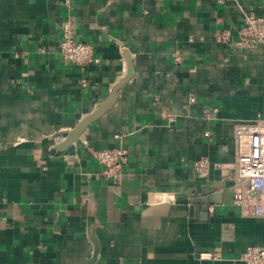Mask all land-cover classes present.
I'll use <instances>...</instances> for the list:
<instances>
[{
    "label": "crops",
    "instance_id": "0c3cea01",
    "mask_svg": "<svg viewBox=\"0 0 264 264\" xmlns=\"http://www.w3.org/2000/svg\"><path fill=\"white\" fill-rule=\"evenodd\" d=\"M70 4L0 0V264H245L247 247L264 248V216L233 203L249 194L234 128L264 120V44L215 35L236 40L264 0ZM68 20L92 46L84 68L58 54ZM129 71L114 104L60 147ZM111 149L126 151L118 183L92 156ZM201 156L207 179L192 167Z\"/></svg>",
    "mask_w": 264,
    "mask_h": 264
},
{
    "label": "built area",
    "instance_id": "2783aa9c",
    "mask_svg": "<svg viewBox=\"0 0 264 264\" xmlns=\"http://www.w3.org/2000/svg\"><path fill=\"white\" fill-rule=\"evenodd\" d=\"M225 0H216L222 3ZM64 5L71 7L70 0H63ZM215 41L221 44H231L242 47H255L264 44V15L254 12L246 13L243 23L237 32V39L228 31L215 35ZM58 54L62 61L79 68H84L94 62L93 49L88 43L78 41L71 22L65 21L61 26V38L57 45ZM179 56L175 55V61ZM85 85V81H81ZM193 101V97H189ZM208 137L207 132L204 133ZM235 137V180L248 187L246 195L237 189L233 195V203L239 207L245 218H259L264 216V120H258L252 125H238L234 128ZM93 158L100 166L101 174L112 179L114 183L121 180V169L126 151L111 149L95 151ZM199 179H207L210 173V162L201 156L192 164ZM201 259L217 260V252L201 254ZM245 264H264V248L259 246L247 247L240 257Z\"/></svg>",
    "mask_w": 264,
    "mask_h": 264
},
{
    "label": "water",
    "instance_id": "95a60500",
    "mask_svg": "<svg viewBox=\"0 0 264 264\" xmlns=\"http://www.w3.org/2000/svg\"><path fill=\"white\" fill-rule=\"evenodd\" d=\"M130 78V71L127 73L126 77L117 83L106 100L102 103H100L95 111H93L90 115H88L86 118H84L64 139L63 143L60 145V147L65 148L68 145H70L73 141H75L78 136L81 134V132L94 120L99 118L104 112H106L115 102L116 100V94L119 88L126 83V81ZM200 209V208H199Z\"/></svg>",
    "mask_w": 264,
    "mask_h": 264
}]
</instances>
